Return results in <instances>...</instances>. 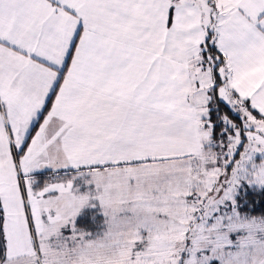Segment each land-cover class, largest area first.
Masks as SVG:
<instances>
[{
  "label": "snow or ice",
  "instance_id": "6c2138e0",
  "mask_svg": "<svg viewBox=\"0 0 264 264\" xmlns=\"http://www.w3.org/2000/svg\"><path fill=\"white\" fill-rule=\"evenodd\" d=\"M0 264H264V0H0Z\"/></svg>",
  "mask_w": 264,
  "mask_h": 264
}]
</instances>
